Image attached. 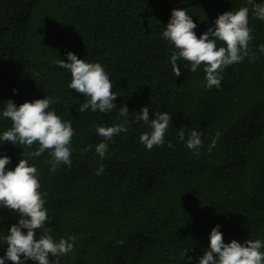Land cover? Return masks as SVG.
Returning a JSON list of instances; mask_svg holds the SVG:
<instances>
[{
  "label": "trees",
  "instance_id": "obj_1",
  "mask_svg": "<svg viewBox=\"0 0 264 264\" xmlns=\"http://www.w3.org/2000/svg\"><path fill=\"white\" fill-rule=\"evenodd\" d=\"M169 1L0 0V108L7 100L19 105L48 95L74 130L71 165L54 170L47 151L28 156L35 143L0 146L11 158L7 168L20 158L37 168L53 239L75 237L59 264H183L182 252L203 254L217 224L225 243L264 240V54L258 51L264 21L247 0H176L197 24V36L218 14L249 8L250 55L223 69L219 88H206L203 63L191 72L181 60V75L172 73L171 46L160 35ZM68 51L103 65L114 103L130 112L127 132L108 141L103 160L95 153L103 139L95 129L124 118L118 109L78 112L84 96L68 89L70 73L54 66ZM144 105L150 119L154 112L172 116L164 144L150 151L138 139L148 126L133 119ZM10 126L0 118V131ZM181 126L185 138L193 129L201 133L198 154L179 140ZM0 217L3 236L19 217L3 207Z\"/></svg>",
  "mask_w": 264,
  "mask_h": 264
},
{
  "label": "clouds",
  "instance_id": "obj_2",
  "mask_svg": "<svg viewBox=\"0 0 264 264\" xmlns=\"http://www.w3.org/2000/svg\"><path fill=\"white\" fill-rule=\"evenodd\" d=\"M247 4L252 6L255 17L264 21V3L247 0ZM168 6L171 10L170 17L160 35L171 46L169 63L173 75H181L178 61L188 62L187 69L191 72H195L203 63L205 87L219 88L223 69L250 55L249 41L252 36L248 26L249 8L240 7L218 14L211 26L197 36L194 31L197 24L192 16L184 8H177L176 0H170ZM258 51L264 54V45H260ZM65 57L66 60L56 59L54 66L67 70L71 76L68 89H74L84 96V100L78 104V112L90 110L108 113L118 109V115L124 118L123 123L96 127V133L103 139L95 145V153L103 160L109 147L108 141L127 132L125 125L130 112L126 105L118 107L114 103L117 94L112 90L113 83L103 65L99 62H87L71 51L66 52ZM55 102L57 101L48 95L19 105L7 100L6 105L0 108V118L10 120L11 126L0 131V146L10 142L13 145L31 147L35 143V150L29 152L28 156L39 157L47 151L53 170L61 164L70 166L74 130L71 121L62 120L56 114L52 107ZM135 113L133 119L143 122L149 128V131L140 134L139 142L149 151L154 146L164 144L165 132L172 116L168 112H154V118L150 119L147 105ZM183 129L184 126H181L177 131L179 140L198 154L203 144L201 133L193 129L185 138ZM218 135L219 133L216 134L217 137ZM215 145L216 138L213 137L208 144V151ZM87 150L88 147H85L84 151ZM10 163L8 155L0 154V207L9 209L19 218L8 226L6 234L0 236V246L6 244L0 255V264H7L8 261L12 264H27L28 261L34 264H59V259L72 251L75 237L53 239L49 234L50 229L45 227L49 221L48 210L44 206L46 193L39 190L41 186L37 168L29 164L26 158H20L11 169L6 167ZM103 171L102 164L95 170L97 175ZM219 228L220 225L217 224L210 229L208 245L202 255L194 258L186 255L187 252H182L183 264H264V251H261L264 240L238 242L232 239L225 243ZM37 229H43L38 237Z\"/></svg>",
  "mask_w": 264,
  "mask_h": 264
},
{
  "label": "bare ground",
  "instance_id": "obj_3",
  "mask_svg": "<svg viewBox=\"0 0 264 264\" xmlns=\"http://www.w3.org/2000/svg\"><path fill=\"white\" fill-rule=\"evenodd\" d=\"M173 4V3H172Z\"/></svg>",
  "mask_w": 264,
  "mask_h": 264
}]
</instances>
